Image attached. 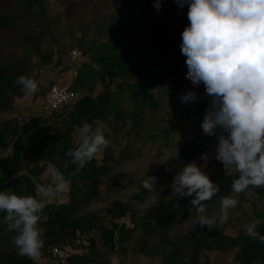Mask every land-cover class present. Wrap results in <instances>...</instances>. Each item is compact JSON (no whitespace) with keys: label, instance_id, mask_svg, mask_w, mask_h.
Masks as SVG:
<instances>
[{"label":"rangeland","instance_id":"rangeland-1","mask_svg":"<svg viewBox=\"0 0 264 264\" xmlns=\"http://www.w3.org/2000/svg\"><path fill=\"white\" fill-rule=\"evenodd\" d=\"M161 3L162 7L157 9L154 0H44L41 6L26 12L17 0H0V16L7 14L14 19L13 27L0 26V60L12 62L17 68L22 66L25 75L35 79L38 84V91L18 98L12 110L0 111V127L2 120L11 114L20 117L35 115L51 84L66 82L74 77V63L82 55L79 52L80 43L89 44L93 38H103L112 22L121 15L131 23L122 46L145 52L134 60L144 70L142 74L153 79L147 90L131 87L139 78H119L108 84L110 89L124 88L125 102L121 106L124 110L139 107V125L113 142V147L117 148V152H114L117 163L113 170L117 182L112 188L105 186L102 196L82 206L81 211L98 210L103 214L114 201L127 199L136 192L144 195L145 200L141 205L168 200L175 193L171 185L176 175L170 174V158L187 141L197 136L204 137L200 130L201 121L210 97L205 93L203 83L194 85L186 77V57L180 48L181 33L189 22L188 5L180 7L177 0H161ZM26 59L29 66L24 65ZM103 87V84L95 83L91 90L94 93ZM189 89L197 93V99L184 102L181 95ZM77 91L89 92L85 87H79ZM93 126L101 127L105 133L111 132L104 119L97 120ZM74 141L79 142V129L74 133ZM110 144L112 147L111 141ZM216 144L217 135L208 141L207 150L193 160L209 175L238 173L234 167L225 169L223 162L216 158ZM9 151L10 148L0 149L1 154ZM23 172L29 174L28 166L24 167ZM30 174L33 178V173ZM146 174L157 177L152 191L141 185ZM37 181L45 184L52 182L46 170ZM5 189L25 194L36 191L35 183L26 186L23 182L11 183ZM66 197L68 194L58 192L51 203L65 200ZM235 198L238 203L229 210L228 219L224 222L228 235L245 232L246 223L257 221L255 212L264 210V200L256 201L248 194ZM206 214L218 216L220 200L206 207ZM124 220L126 222L128 219L125 217ZM196 220L197 216L180 218L168 233L163 232L164 238L158 232L151 234L132 225L131 235L118 238L115 249L110 252L100 241L96 228L85 232L83 238L97 241L94 257L106 264H172L168 240ZM12 234L8 237L10 245L14 244L16 231ZM90 252L88 250L87 253ZM235 252L236 249L207 250L201 264H236ZM44 256L47 254L41 250L40 258ZM46 258L49 260L48 256Z\"/></svg>","mask_w":264,"mask_h":264},{"label":"trees","instance_id":"trees-1","mask_svg":"<svg viewBox=\"0 0 264 264\" xmlns=\"http://www.w3.org/2000/svg\"><path fill=\"white\" fill-rule=\"evenodd\" d=\"M44 0H17L21 7L30 12L43 4ZM14 19L7 14L0 16V26L13 27ZM131 23L121 15L114 22L103 38H93L89 44L80 43L82 55L74 63L78 74L69 80L71 89L76 93L72 104L47 112L43 102L35 115L24 117L9 115L2 120L0 127V149H11L0 153V189L11 183H25L29 186L34 181L30 173L39 180L40 175L47 169L49 163L60 168L69 180V186L62 192L68 194L65 200L47 203L43 208L46 220L40 223L44 228L45 244L42 251L50 258L52 246L60 245L67 248L66 263L63 264H106L94 257L95 239H84L85 232L92 229L99 231V239L110 252L117 244L118 238H128L131 235L130 226L147 230L151 234L158 232L161 238L171 230L181 218L188 219L197 216L195 208L189 205L192 196H181L175 192L168 200L149 205H141L145 200L141 193H133L127 199H120L104 210L81 211L94 198L102 196L105 186L112 188L117 182L113 170L117 159L113 142L118 136L132 131L139 125V107L124 110V88L110 89L109 83L117 79H137L133 84L140 88H149L153 82L150 76L143 75L141 68L134 60L145 52L130 50L122 46L125 34L130 30ZM88 56V59L85 57ZM51 57L47 58L50 59ZM25 66H29L26 59ZM74 73V72H73ZM19 75H25L22 66L15 67L12 62L0 60V111L14 108L16 100L26 93L17 81ZM95 83L103 84V88L92 92ZM118 85V83H117ZM79 87L87 88L89 92L79 93ZM104 119L111 132L105 135L109 143L101 153L95 155L79 171L66 156V151L78 145L74 141V133L87 121L92 126L97 120ZM94 127V126H93ZM96 127V126H95ZM94 127V128H95ZM195 137L187 141L178 153L169 160L170 174L180 172L193 159L201 156L208 148V141L216 134ZM112 142V147L110 144ZM125 149V148H124ZM66 161H69L65 164ZM28 166L29 174L23 169ZM219 184V191L211 199L203 201L206 207L220 200L222 195H250L254 200H264V187L249 186L246 191L234 193L231 188L232 180L238 173H220L209 175ZM192 210L189 211L188 209ZM5 213L0 212L2 218ZM257 229L264 234V210L255 212ZM128 219L127 224L124 218ZM104 220H101L103 219ZM14 229L8 227V222L0 221V264H54L47 256L32 259L20 255L15 244H8ZM3 233V234H2ZM80 239V244L75 241ZM171 251L169 258L172 264H201L207 250L236 249L234 258L236 264H264V242L248 236L245 232L228 235L225 223L214 224L211 227L199 225L198 219L168 240ZM81 247V249H79ZM90 250V253H87ZM166 264H170L167 262Z\"/></svg>","mask_w":264,"mask_h":264},{"label":"clouds","instance_id":"clouds-1","mask_svg":"<svg viewBox=\"0 0 264 264\" xmlns=\"http://www.w3.org/2000/svg\"><path fill=\"white\" fill-rule=\"evenodd\" d=\"M177 3L180 7L188 5L189 22L181 33L180 45L186 57V77L194 85L203 83L210 97L201 127L205 133L217 135L216 158L225 169L234 167L238 172L231 183L234 193L246 191L249 186L264 187V0H177ZM154 6L160 9L161 0H154ZM17 81L27 94L38 91L37 81L32 77L19 75ZM181 99L195 101L197 93L189 89L182 93ZM108 143L101 127L94 128L85 121L79 129L78 145L65 154L79 171ZM46 171L52 182L40 183L34 176V194L0 189V212L5 213L2 219L16 231L13 242L18 253L32 259L41 255L45 244L40 223L47 219L43 214L45 204L69 186V180L54 163H49ZM156 182L154 174H146L141 185L152 191ZM171 186L181 196H192L189 205L195 208L201 226L222 225L229 210L238 203L235 196L222 195L220 214H206L203 201L219 191V184L195 160L184 164ZM244 230L248 236L264 242L256 220L246 223Z\"/></svg>","mask_w":264,"mask_h":264},{"label":"built area","instance_id":"built-area-1","mask_svg":"<svg viewBox=\"0 0 264 264\" xmlns=\"http://www.w3.org/2000/svg\"><path fill=\"white\" fill-rule=\"evenodd\" d=\"M76 74H78V69L74 71V75ZM75 99L76 93L71 89L68 81L53 83L44 94L43 108L47 112L56 111L72 104ZM75 244H80V239H77ZM67 254V248L60 245L52 246L50 260L54 264L66 263Z\"/></svg>","mask_w":264,"mask_h":264},{"label":"crops","instance_id":"crops-1","mask_svg":"<svg viewBox=\"0 0 264 264\" xmlns=\"http://www.w3.org/2000/svg\"><path fill=\"white\" fill-rule=\"evenodd\" d=\"M43 101H44V97H43V100H42V102H43ZM42 102H41V103H42ZM38 109H40V106L38 107ZM37 111H38V110H37ZM35 112H36V111H35Z\"/></svg>","mask_w":264,"mask_h":264}]
</instances>
